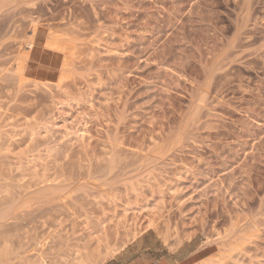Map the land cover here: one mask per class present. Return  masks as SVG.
Returning a JSON list of instances; mask_svg holds the SVG:
<instances>
[{"label": "rangeland", "instance_id": "obj_1", "mask_svg": "<svg viewBox=\"0 0 264 264\" xmlns=\"http://www.w3.org/2000/svg\"><path fill=\"white\" fill-rule=\"evenodd\" d=\"M0 245L264 264V0H0Z\"/></svg>", "mask_w": 264, "mask_h": 264}, {"label": "bare ground", "instance_id": "obj_2", "mask_svg": "<svg viewBox=\"0 0 264 264\" xmlns=\"http://www.w3.org/2000/svg\"><path fill=\"white\" fill-rule=\"evenodd\" d=\"M30 46L32 44H29ZM0 264H12L9 250L5 247V245H0ZM82 264V263H79Z\"/></svg>", "mask_w": 264, "mask_h": 264}]
</instances>
